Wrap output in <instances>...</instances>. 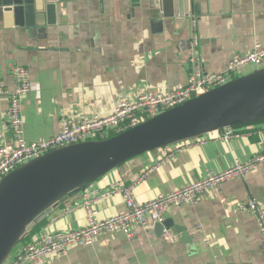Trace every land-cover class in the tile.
<instances>
[{"label": "crops", "instance_id": "obj_1", "mask_svg": "<svg viewBox=\"0 0 264 264\" xmlns=\"http://www.w3.org/2000/svg\"><path fill=\"white\" fill-rule=\"evenodd\" d=\"M101 1L63 4L57 24L43 33L16 28L13 19L0 17V81L13 89L12 67L20 65L30 71L34 86L23 102L29 141L58 135L65 119L108 116L121 100L187 86L196 69L222 72L235 54L264 42V0H201L194 23L179 17L176 1L172 18L147 6L128 17L115 11L111 0ZM7 113V98L0 95V131L10 138ZM234 131L229 142L221 139L224 132L184 141L174 158L167 156L179 144L129 160L66 198L34 227L30 242L39 234L84 228L86 212L75 204L86 192L110 193L96 203L97 219L104 220L125 210L124 187L147 203L264 153V121ZM252 199L264 206V162L245 179L204 192L199 204L169 211V241L155 225L138 229L132 239L123 232L103 234L93 245L72 247L48 264H264L256 218L241 209ZM175 225L187 229L190 242L181 241Z\"/></svg>", "mask_w": 264, "mask_h": 264}, {"label": "water", "instance_id": "obj_2", "mask_svg": "<svg viewBox=\"0 0 264 264\" xmlns=\"http://www.w3.org/2000/svg\"><path fill=\"white\" fill-rule=\"evenodd\" d=\"M71 0H0V17L20 29L43 33L57 24L62 5ZM194 23L201 0H111L115 11L128 17L147 6L165 18ZM104 4V0L101 1ZM189 11V12H187ZM197 11V13H196ZM199 14V13H198ZM264 121V67L107 139L73 144L49 152L12 171L0 181V264L34 227L66 198L87 190L98 179L145 153L238 125ZM169 220L156 224L163 235ZM181 241L191 237L175 225Z\"/></svg>", "mask_w": 264, "mask_h": 264}, {"label": "built area", "instance_id": "obj_3", "mask_svg": "<svg viewBox=\"0 0 264 264\" xmlns=\"http://www.w3.org/2000/svg\"><path fill=\"white\" fill-rule=\"evenodd\" d=\"M263 67L264 42H259L250 52L235 54L222 72L206 73L196 69L187 86H175L164 92L146 91L133 100H121L115 111L108 116L95 115L81 120L65 119L58 135L50 139L29 141L25 134L23 102L34 90V86L30 71L26 67L13 65L12 75L15 87L9 89L0 81V95L5 96L8 102L7 115L11 130L10 138L5 132L0 131V181L17 168L49 152L73 144L107 139L113 134L122 133L194 97ZM223 132L221 139L226 142L235 136L234 128ZM181 148L182 143H179L177 149L173 150L167 158H174ZM262 162H264V153L247 163L237 160L227 170L219 173L210 172L203 179L172 192L160 194L147 203H139L134 197L132 187H124L120 193L126 205L125 210L104 220L97 219L96 203L101 197L108 196L110 193L99 195L96 192H86L82 201L75 204L76 208H83L86 212L87 224L84 228L39 234L19 251L11 254L4 264H24L28 261L48 264L50 258L66 255L72 247L93 245L103 234L123 232L132 239L138 229L164 223L166 214L172 209L199 204L204 192L218 190L223 183L231 179H245ZM154 170V167L149 169L141 179ZM241 209L255 216L264 238V206L252 199L241 205ZM162 236L164 240L169 241L171 238L169 229H164Z\"/></svg>", "mask_w": 264, "mask_h": 264}, {"label": "trees", "instance_id": "obj_4", "mask_svg": "<svg viewBox=\"0 0 264 264\" xmlns=\"http://www.w3.org/2000/svg\"><path fill=\"white\" fill-rule=\"evenodd\" d=\"M259 122H262V121H259ZM248 124H251V123H248ZM246 125V124H245ZM239 126H242V125H238V126H235V127H233V128H236V127H239ZM116 134H113V135H111L110 137H112V136H115ZM109 137V138H110ZM32 232V231H31ZM30 232V233H31ZM28 234L23 240H21V242L17 245V247L14 249V251H13V253L14 252H16L18 249H20L21 247H23V246H25L27 243H29L30 242V235L31 234ZM12 253V254H13Z\"/></svg>", "mask_w": 264, "mask_h": 264}]
</instances>
